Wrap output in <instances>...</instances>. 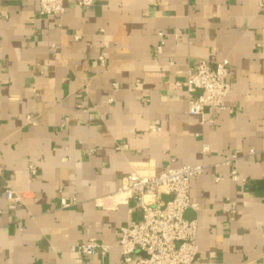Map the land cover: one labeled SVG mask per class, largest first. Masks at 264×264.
Here are the masks:
<instances>
[{"label": "crops", "instance_id": "0c3cea01", "mask_svg": "<svg viewBox=\"0 0 264 264\" xmlns=\"http://www.w3.org/2000/svg\"><path fill=\"white\" fill-rule=\"evenodd\" d=\"M77 1L41 17L0 0V264H122L119 229L141 217L122 178L170 159L204 167L194 264H264V0ZM223 59L229 111L190 115L176 84ZM89 238L107 254L71 251Z\"/></svg>", "mask_w": 264, "mask_h": 264}, {"label": "built area", "instance_id": "2783aa9c", "mask_svg": "<svg viewBox=\"0 0 264 264\" xmlns=\"http://www.w3.org/2000/svg\"><path fill=\"white\" fill-rule=\"evenodd\" d=\"M38 5L41 17L64 14V0H34ZM97 0H78L82 8L90 7ZM161 48H157L160 53ZM101 65L104 58L98 57ZM229 62L199 61L189 69L185 80L177 83L184 87L187 95V107L190 115L202 116L206 109L216 112L229 111L225 100L231 91L227 78ZM253 154V150H249ZM235 159V157H233ZM204 167L195 165L175 166L170 159L158 175L133 169L122 178L119 195L125 200L135 198L140 209L139 221L119 229L117 246L122 264H194L198 253L196 243L198 223L195 218L187 219L185 213L189 210L196 212L197 207L190 201V180L203 173ZM31 175L35 173L31 169ZM234 182L239 181L237 170L233 167L230 172ZM7 201L19 204L21 197L12 190L6 189ZM160 195L170 196V200L161 204ZM153 199L150 203L146 200ZM62 205L69 206L62 200ZM109 247L89 238L85 243L72 248V252L83 258L93 255L105 256ZM136 253L141 256L130 260Z\"/></svg>", "mask_w": 264, "mask_h": 264}, {"label": "water", "instance_id": "95a60500", "mask_svg": "<svg viewBox=\"0 0 264 264\" xmlns=\"http://www.w3.org/2000/svg\"><path fill=\"white\" fill-rule=\"evenodd\" d=\"M186 213H187V212H186ZM186 213H185V214H186Z\"/></svg>", "mask_w": 264, "mask_h": 264}]
</instances>
